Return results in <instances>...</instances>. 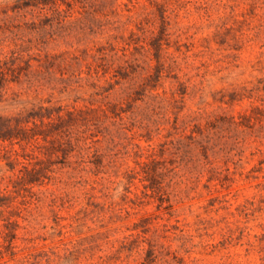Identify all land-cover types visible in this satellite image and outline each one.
Segmentation results:
<instances>
[{
	"label": "rangeland",
	"instance_id": "obj_1",
	"mask_svg": "<svg viewBox=\"0 0 264 264\" xmlns=\"http://www.w3.org/2000/svg\"><path fill=\"white\" fill-rule=\"evenodd\" d=\"M0 264H264V0H0Z\"/></svg>",
	"mask_w": 264,
	"mask_h": 264
}]
</instances>
